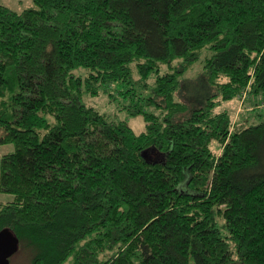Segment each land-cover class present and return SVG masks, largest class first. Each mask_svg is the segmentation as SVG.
<instances>
[{"label": "trees", "instance_id": "1", "mask_svg": "<svg viewBox=\"0 0 264 264\" xmlns=\"http://www.w3.org/2000/svg\"><path fill=\"white\" fill-rule=\"evenodd\" d=\"M33 2L0 7V230L28 264H264V118L219 108L261 115L264 0ZM109 89L142 132L85 104Z\"/></svg>", "mask_w": 264, "mask_h": 264}, {"label": "rangeland", "instance_id": "2", "mask_svg": "<svg viewBox=\"0 0 264 264\" xmlns=\"http://www.w3.org/2000/svg\"><path fill=\"white\" fill-rule=\"evenodd\" d=\"M33 0H0V7H5L10 10L20 12L33 5ZM202 69L201 59L195 62L192 67L184 74V77H193ZM110 93H113L110 94ZM247 99L238 98L231 99L229 101L223 102L219 108H227L231 111L232 115L235 117H240L241 120H245L247 115H250V123H257L264 118V106L263 104L257 108L260 111L259 116L255 115L254 112H251L253 109V104H248ZM83 100L86 105L92 106L101 112L108 113L116 119H123L128 122L132 127L135 133H140L145 129L146 122L142 115H130L128 110L124 106L128 103V100L124 99L122 96H119L115 91L108 90L102 91L97 96L84 95ZM256 109V108H255ZM250 111V112H249ZM251 113V114H249ZM1 134V130H0ZM15 146L13 143H7L0 145V157L8 152L14 151ZM12 199V195L3 192L0 189V202H7ZM29 258L28 253L24 250H17L10 257V264H28ZM70 261L67 260L63 264H69Z\"/></svg>", "mask_w": 264, "mask_h": 264}, {"label": "water", "instance_id": "3", "mask_svg": "<svg viewBox=\"0 0 264 264\" xmlns=\"http://www.w3.org/2000/svg\"><path fill=\"white\" fill-rule=\"evenodd\" d=\"M18 248L19 241L14 233L8 228L0 230V264H10V257Z\"/></svg>", "mask_w": 264, "mask_h": 264}, {"label": "built area", "instance_id": "4", "mask_svg": "<svg viewBox=\"0 0 264 264\" xmlns=\"http://www.w3.org/2000/svg\"><path fill=\"white\" fill-rule=\"evenodd\" d=\"M242 100H244L245 99V94L242 96V98H241Z\"/></svg>", "mask_w": 264, "mask_h": 264}]
</instances>
